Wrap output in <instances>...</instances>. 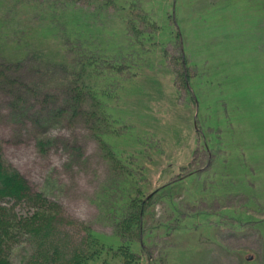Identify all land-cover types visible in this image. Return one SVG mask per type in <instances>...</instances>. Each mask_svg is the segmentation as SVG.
<instances>
[{
	"label": "rangeland",
	"instance_id": "obj_1",
	"mask_svg": "<svg viewBox=\"0 0 264 264\" xmlns=\"http://www.w3.org/2000/svg\"><path fill=\"white\" fill-rule=\"evenodd\" d=\"M24 1L8 0L0 5V12L3 7L6 11L11 8L0 20V41L13 35L15 29L20 32L17 37L24 39L21 31L29 26L33 32L27 37L34 41H60L53 26L61 25L57 19L62 20V15L48 4ZM120 3L127 5L125 12L129 5H135L136 14L142 8L141 13L154 17L162 31L147 64L134 70L132 78L128 74L129 79H123L119 104L111 108V114L120 120L118 127L123 123L125 129L107 136L117 155L123 154L124 160L130 157L131 162L123 163L139 182L134 189L143 198H151L142 242L135 241L132 246L134 264H264L261 0ZM100 4L98 0L92 5ZM117 10L103 12L105 17L111 15L112 22L106 21L111 32L121 26L113 14ZM96 20L73 28L98 44L102 35L93 38L90 34L104 23L100 17ZM69 24L75 22L69 19ZM70 35V40L78 42L75 32ZM105 42L110 49L117 48L115 39ZM150 58L156 64L148 68ZM14 76L22 82L36 78L27 67ZM10 99L0 89V154L25 176L34 191L44 192L59 205L56 243L71 255L84 243L82 226H89L106 245L117 244L113 220L126 211L125 198L115 202L110 200L116 198L114 194L110 199L101 194L103 186H110L117 178L93 131L79 116L46 128L43 122L56 115L49 104L40 108L42 122L37 128L24 132L21 121L18 124L9 117ZM39 137L55 139L45 154L37 150ZM100 196H104L102 202ZM102 203L114 208L111 213L103 211ZM6 205L18 217L34 210L30 202L10 200ZM33 251L29 237L23 234L17 238L10 259L13 264H25ZM120 263L109 253L107 258L89 264Z\"/></svg>",
	"mask_w": 264,
	"mask_h": 264
},
{
	"label": "trees",
	"instance_id": "obj_2",
	"mask_svg": "<svg viewBox=\"0 0 264 264\" xmlns=\"http://www.w3.org/2000/svg\"><path fill=\"white\" fill-rule=\"evenodd\" d=\"M4 1L8 0H0V5H5ZM13 1H19V4L25 2ZM82 1L86 5H83ZM97 1L34 0L37 5L48 4L62 15V20L57 16V22L61 25L53 26V32L61 36V39L52 44L44 43L42 40L34 41L27 37L29 32H33L32 26L21 31L24 39L17 37L20 34L19 29H15L10 37L5 35L1 38L0 42L3 44L0 45V89L11 98L12 108L9 117L18 124L21 121L24 132L26 130L32 132L37 128V123L42 122L40 108L49 104H52V113L56 115H49L51 118L43 122L46 128L64 124L79 116L93 131L111 173L117 178L110 186H103L101 194L109 195V199L114 194L116 198L110 199L111 201L125 198L126 211L118 218L115 216L113 220L116 223L117 244L106 245L93 229L82 226L86 234L83 245L74 249L71 255H67L65 249L56 243L59 205L52 202L44 192L34 191L25 176L7 164L0 154V264H13L10 259L11 252L17 238L23 234L29 237L34 248L25 264H89L107 258L109 253H113V257L119 259L120 264L135 263L136 253L132 246L135 241L142 242L143 224L146 212L152 204L151 198H143L142 193L134 189L133 186L139 182L135 181L123 163L131 162L130 157L124 160L123 154L117 155L107 136L125 129L123 123L118 127L117 123L120 124V120L111 114V108L119 104L117 100L124 86L123 79L128 80V74H131L132 78L134 70L139 71L137 68L140 69V66L144 67L147 64V56L152 55L153 47L161 40L159 37L160 33L162 36L161 24L154 17L141 13L142 8L136 14L135 5H129L127 8L129 12H125L127 5L120 3L121 0H100V5H92ZM261 2L264 17V0ZM115 7H118V10L113 14L119 19L121 26L117 31L112 28L111 32L112 30H109L111 26L106 22H112L109 19L111 15L107 13L109 17H105L106 13L103 12ZM10 9L6 11L4 7L2 8L0 20L3 21V16L5 13L9 14ZM98 17L104 24L103 26L94 24L101 27L90 34L93 38L102 35L98 44L92 42L88 36L82 35L80 29L73 28L77 23L84 21L89 24L91 19L97 22ZM69 19L75 24H69ZM172 19L175 20L174 15ZM71 29L74 31L71 32ZM175 29L177 37L180 38L179 30ZM74 32L77 34L78 42L70 40V34ZM114 33L119 35L120 41H117L115 35L111 36ZM114 39L117 48L112 50L110 44L105 41L112 42ZM55 43L58 44L55 46ZM155 64L152 58L148 68L154 67ZM25 67L36 76L33 81L22 82L18 76H14ZM27 99H30L29 102ZM37 140V150L45 154L55 139L39 137ZM138 170L143 171L141 168ZM125 186L128 189H123ZM99 199L102 202L104 196H100ZM10 200L30 202L34 210L30 215L18 217L13 208L6 205ZM102 207L103 211L109 213L114 209L103 203ZM142 251L145 252L143 249Z\"/></svg>",
	"mask_w": 264,
	"mask_h": 264
}]
</instances>
